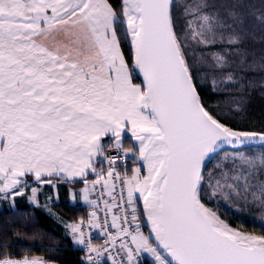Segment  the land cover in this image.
Listing matches in <instances>:
<instances>
[{
    "label": "snow or ice",
    "instance_id": "6c2138e0",
    "mask_svg": "<svg viewBox=\"0 0 264 264\" xmlns=\"http://www.w3.org/2000/svg\"><path fill=\"white\" fill-rule=\"evenodd\" d=\"M230 91L264 93V0H0V264H54L9 249L17 198L63 185L90 208L66 225L80 264H264V234L209 206L264 219V127L203 95Z\"/></svg>",
    "mask_w": 264,
    "mask_h": 264
},
{
    "label": "trees",
    "instance_id": "16d2710c",
    "mask_svg": "<svg viewBox=\"0 0 264 264\" xmlns=\"http://www.w3.org/2000/svg\"><path fill=\"white\" fill-rule=\"evenodd\" d=\"M113 3L118 7L119 0H113ZM203 95L205 102L214 109L222 122L244 130H259L264 127V93L253 92L250 98H245L244 108L240 111L236 110V104L240 101L238 91ZM256 151L260 149L257 148ZM216 207L231 226L257 235L264 234V219L259 211L241 210L226 202H220ZM18 208L21 212L29 214L31 221L28 227L22 230L20 237H12L10 241L12 247L9 249L11 252L18 256L41 255L56 264H80L82 251L77 250L78 246L72 243L71 236L59 220L43 207L33 206L27 202ZM55 209L69 220H78L87 216L90 211L87 206L74 205L67 201L58 202ZM6 219L11 221L9 226L19 227V221L13 220L5 210L0 211V222ZM23 233H27V236ZM8 235L12 236V233L9 232ZM142 264H150V260H143Z\"/></svg>",
    "mask_w": 264,
    "mask_h": 264
},
{
    "label": "crops",
    "instance_id": "0c3cea01",
    "mask_svg": "<svg viewBox=\"0 0 264 264\" xmlns=\"http://www.w3.org/2000/svg\"><path fill=\"white\" fill-rule=\"evenodd\" d=\"M82 187L81 186H78L76 188V191L79 192V188ZM56 193L48 186H44L41 188V194L38 196V199L40 201V207H43L47 212L51 211L50 209H55L54 208V205L58 202H61V201H67L71 204H74V205H81V206H87L83 201L82 199H79L77 201H72L71 200V197L69 195V186L67 185H63L59 188L58 190V198H56ZM48 196H52L53 199L51 200H46V197ZM92 198H95V195L94 193L92 194ZM55 199V200H54ZM27 202L26 198L25 197H20V198H17L16 200V204H17V207L18 206H22L24 205L25 203ZM2 203V202H0ZM28 203V202H27ZM46 205V206H45ZM52 205V206H51ZM34 206V205H33ZM50 207V208H49ZM7 208V205L6 204H3V208H0V211L2 210H5ZM50 213V212H49ZM66 226V225H65ZM32 256H40V257H43L41 255H32ZM44 259H46L45 257H43ZM47 260V259H46ZM54 264H56L54 262Z\"/></svg>",
    "mask_w": 264,
    "mask_h": 264
},
{
    "label": "rangeland",
    "instance_id": "374dc122",
    "mask_svg": "<svg viewBox=\"0 0 264 264\" xmlns=\"http://www.w3.org/2000/svg\"><path fill=\"white\" fill-rule=\"evenodd\" d=\"M130 167H132V165H131V162H129V168ZM78 187V186H77ZM55 200V199H54ZM57 204V203H56ZM52 206V205H51ZM209 206H211V207H214V208H216L217 209V205H209ZM50 208V207H49ZM54 208H55V205H54ZM51 211H49L50 212V214L51 215H53L57 220H59V222L62 224V225H64V227H65V229L67 230V227L65 226V225H67L68 223H71V222H73L74 220H69V219H66V217H64V216H62L61 214H59L58 212H57V210L56 209H50ZM218 210V209H217ZM218 214H219V212H218ZM221 218L223 219V217L221 216ZM225 222L226 223H228L226 220H225ZM229 224V223H228ZM230 225V224H229ZM231 226V225H230ZM233 227V226H232ZM234 228H236V227H234ZM238 230H241V229H239V228H237ZM144 231H145V233L147 234V231H148V229L147 228H144ZM242 231H244V230H242ZM245 232H247V231H245ZM67 233L71 236V234L68 232V230H67ZM248 233H250V232H248ZM254 234V233H253ZM143 260H144V258H143ZM149 260H150V258H149Z\"/></svg>",
    "mask_w": 264,
    "mask_h": 264
},
{
    "label": "built area",
    "instance_id": "2783aa9c",
    "mask_svg": "<svg viewBox=\"0 0 264 264\" xmlns=\"http://www.w3.org/2000/svg\"><path fill=\"white\" fill-rule=\"evenodd\" d=\"M94 195H95V197L99 195V189L96 192H94ZM105 198H107V197H105ZM101 207H103V204H101ZM100 215L103 216V213H101ZM109 220H110V216H109ZM92 235L94 237V242L95 243H99L103 239V237L98 235V230H92ZM83 256H84V252H82V257ZM141 259L143 261V257H141Z\"/></svg>",
    "mask_w": 264,
    "mask_h": 264
}]
</instances>
